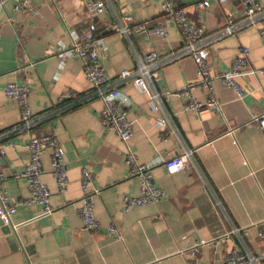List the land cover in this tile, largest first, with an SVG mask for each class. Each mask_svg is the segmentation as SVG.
I'll return each mask as SVG.
<instances>
[{"label":"crops","instance_id":"obj_1","mask_svg":"<svg viewBox=\"0 0 264 264\" xmlns=\"http://www.w3.org/2000/svg\"><path fill=\"white\" fill-rule=\"evenodd\" d=\"M101 1L105 11L89 16L83 0H27L23 7L16 0H0V129L20 121L17 103L4 92L9 84L28 88L35 123L30 130L10 133L0 145L3 189L9 203H22L10 217L17 226V249L0 225V264H224L233 250L264 254V132L249 122L264 113V75L236 79L243 98L220 79L242 48L249 50L248 70L264 68V19L258 28L220 36L227 17L243 20V0H210V7L198 12L192 4L200 0H169L188 22L206 29L204 50L219 108L207 107L208 92L196 86L192 97L203 106L192 112L184 109L185 99L166 94L198 81L188 56L158 68V78L147 83L148 93L121 78L149 52L164 57L181 49V35L166 21L162 0ZM256 1L264 10V0ZM128 16L131 23L125 21ZM143 22L149 28L163 26L166 38L135 32ZM90 23L97 29L100 62L110 84L130 100L132 148L140 163L151 165L163 192L157 204L124 211L122 199L138 195L139 181L129 176L120 139L100 122L102 103L80 60L59 56L82 39ZM121 29L128 31L121 34ZM48 134L64 152L67 186L59 191L47 150L41 182L50 193L52 213L36 218L42 208L25 204L30 192L21 173L28 163V137ZM6 141L14 147L5 148ZM186 152H192L187 168L169 173L164 161ZM83 170L91 177L86 193ZM86 194L99 224L94 231L82 228L78 214Z\"/></svg>","mask_w":264,"mask_h":264},{"label":"built area","instance_id":"obj_2","mask_svg":"<svg viewBox=\"0 0 264 264\" xmlns=\"http://www.w3.org/2000/svg\"><path fill=\"white\" fill-rule=\"evenodd\" d=\"M23 7L27 0H16ZM217 3H224L225 0H214ZM89 16L94 14H102L105 11V4L101 0H83ZM244 18L237 22L233 17H227L224 27L220 30V36H232L247 28H258L260 22L264 19V10L258 5L256 0H243ZM162 11L167 22L174 24L179 31L182 40V47L177 52L161 57L155 51L147 53L142 60L139 61L137 69L134 72L124 71L121 73L122 79H132L133 84L140 92L148 93L147 83L158 78L157 69L164 65L177 61L178 59L188 56L192 59L196 66L198 81L186 85L181 90L173 93H166L179 98L185 99L184 109L187 111L198 112L203 106L200 102L192 97V91L196 86H201L208 92L205 105L210 108L218 109L219 104L212 93V80L210 75V65L204 50V40L206 29L204 26H195L188 22L183 10L175 9L171 6L169 0H162ZM195 11H202L210 7V0H200L192 4ZM125 21L132 22L131 17H126ZM96 26L90 23L83 34L80 41H73L68 50L63 49L59 54L63 60L66 57H74L80 60L83 73L91 84L94 96L102 103L100 111V122L105 130L113 132L121 141L125 149V165L128 168L129 176L135 177L139 181V193L136 196L124 197L122 199L123 209L125 212L134 207L157 204L163 196V192L156 187L152 174L151 165L142 164L138 161L137 156L132 148L131 140L133 136V123L128 118L127 109L130 100L119 88L110 84L106 69L100 62V54L98 48V40L96 37ZM135 32L159 36L166 38L167 31L161 25H154L150 28L143 23L136 24ZM127 29H121V34H126ZM261 36L264 37V30H260ZM249 50L242 48L237 58L233 61L229 69L221 76V83L226 88H232L239 98H243L244 89L237 83L236 79L243 74L253 73L264 75V68L258 71L248 70ZM5 95L15 101L20 109L19 124L7 131L0 129V145L1 142L10 133H17L24 129H32L35 125L31 112L28 107L27 98L29 90L25 86L9 84L6 86ZM66 97H72L67 94ZM156 97V96H155ZM249 122L255 123L257 127L264 132V113L252 116ZM237 129H230L229 133L235 132ZM5 148H13L12 141H6ZM28 151V163L21 173V177L25 180L30 192V197L25 204L40 205L42 211L36 218L48 216L52 213L50 207V193L46 186L41 182L42 156L50 151V170L55 179L58 189L61 193L65 192L67 186V169L63 161L64 152L57 142V139L51 135L34 136L30 135L26 143ZM192 152H186L164 161V167L169 173H178L184 171L188 166V159ZM82 190L87 192L91 185V177L88 171H82ZM3 175H0V220L6 225L10 224V217L15 212L16 203H9L8 197L3 189ZM98 193V190H94ZM78 214L82 223V228L86 231H94L99 227L93 213V205L89 196L81 200V206ZM12 228L16 230L17 226ZM108 230L117 234L113 226ZM198 246V245H197ZM198 264V263H195ZM224 264H264V254L253 256L242 253L237 250L231 251L225 258Z\"/></svg>","mask_w":264,"mask_h":264},{"label":"water","instance_id":"obj_3","mask_svg":"<svg viewBox=\"0 0 264 264\" xmlns=\"http://www.w3.org/2000/svg\"><path fill=\"white\" fill-rule=\"evenodd\" d=\"M0 225L3 227V234L7 236V241L10 242L12 249H17V245L15 242L16 231L12 228L11 224H4L2 220H0Z\"/></svg>","mask_w":264,"mask_h":264}]
</instances>
